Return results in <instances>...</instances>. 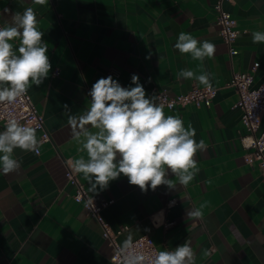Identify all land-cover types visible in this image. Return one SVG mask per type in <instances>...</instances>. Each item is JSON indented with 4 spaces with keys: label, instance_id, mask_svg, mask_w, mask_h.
Listing matches in <instances>:
<instances>
[{
    "label": "crops",
    "instance_id": "0c3cea01",
    "mask_svg": "<svg viewBox=\"0 0 264 264\" xmlns=\"http://www.w3.org/2000/svg\"><path fill=\"white\" fill-rule=\"evenodd\" d=\"M217 1L0 0L3 26L26 8L36 14L51 68L28 92L52 138L40 142L38 155L15 149L17 171L5 175L0 167V264H115L101 226L72 198L74 186L65 176L67 160L87 161L86 134L99 131L81 127L79 117L90 108L92 84L109 75L123 87H134L137 75L148 98L161 89L187 92L193 82L203 87L195 78H177L181 70L208 73L218 88L210 106L164 107L166 115H178L195 129L197 142L205 141L194 157V180L184 187L168 170L174 187L142 191L121 174L103 191L90 192L78 177L94 199L113 200L103 217L113 229L128 226L117 237L122 245L129 236L149 235L158 251L190 242L195 264H264V173L257 161L245 159L253 149L242 144L247 130L235 106L238 93L229 85L234 70L252 71L255 62L253 85L264 84V43L252 38L254 31L264 32V0L223 2L239 31L232 59L216 23ZM180 32L214 43L215 55L197 61L179 53L173 45ZM10 43L18 54L19 37ZM70 116L76 125H69ZM5 130L0 122V132ZM202 204V217L189 216Z\"/></svg>",
    "mask_w": 264,
    "mask_h": 264
},
{
    "label": "clouds",
    "instance_id": "9594fccd",
    "mask_svg": "<svg viewBox=\"0 0 264 264\" xmlns=\"http://www.w3.org/2000/svg\"><path fill=\"white\" fill-rule=\"evenodd\" d=\"M44 5L47 0H34ZM5 11H8L5 9ZM34 10L29 7L23 13L12 15L11 23L0 26V104H12L28 92L31 85L39 86L48 76L51 64L47 46L41 43L43 33L37 28ZM19 37L18 54L13 51V41ZM253 43H264V32L254 31ZM199 45V47H198ZM173 47L181 54H191L193 60L203 61L212 58L216 45L208 40H198L192 34L180 32ZM195 78L205 88H212L210 74L197 75L191 70H181L177 78ZM134 87H123L111 75L96 80L88 95L91 105L85 115L79 117L81 127L88 124L99 129L95 134L87 133L82 150L83 158L69 160L73 172L82 174L89 183L88 190L103 191L109 182L121 174L131 185L142 191L158 186L174 187L168 179L169 171L178 177L180 185L187 187L199 172L194 159L197 151L206 148L205 141L195 140L196 131L178 115H166L164 106L156 98L146 96L137 75L132 76ZM77 118L69 117V125H76ZM79 139L77 135L75 137ZM37 128L9 119L6 130L0 132V167L5 175L17 171L20 163L13 158L19 148L35 154L40 152ZM202 204L189 212V216L202 217ZM123 264H195V254L190 242L175 248L174 251L146 253L134 246L131 236L121 249Z\"/></svg>",
    "mask_w": 264,
    "mask_h": 264
},
{
    "label": "built area",
    "instance_id": "2783aa9c",
    "mask_svg": "<svg viewBox=\"0 0 264 264\" xmlns=\"http://www.w3.org/2000/svg\"><path fill=\"white\" fill-rule=\"evenodd\" d=\"M225 0H218L214 8L217 13L216 23L219 25L220 35L229 47V55L232 59L237 50L234 42L239 34L235 28V19L231 13L223 7ZM230 1V0H228ZM0 26H3L0 22ZM255 62L252 71H233L229 85L235 87L238 93V100L235 106L242 111V122L247 132L241 137L244 147L252 148V152L246 154L247 162L257 161L259 167L264 173V126L259 133V129L264 122V84L253 85V70L258 66ZM217 87L208 89L204 86H198L193 82L192 87L187 92L170 94L166 89L156 91V102L164 107L173 109L177 106L194 104L196 106H210L214 96L217 93ZM15 118L20 123L36 127L40 132V142H50L51 134L46 126L44 114L37 108L29 92L25 96L17 98L12 104L4 102L0 104V122L7 125L9 119ZM66 161L65 176L69 183L73 184L74 192L72 198L80 203L89 215L96 218L102 228V236L106 238L112 248L111 260L115 264H123L122 244L117 237L125 231L128 226H121L118 229L111 228L109 222L103 217V210L113 200L98 201L90 196L80 181L78 174L73 172ZM174 222H169L168 225ZM133 245H138V249L146 253L157 252L158 249L154 240L149 235H142L132 240ZM174 251V250H171Z\"/></svg>",
    "mask_w": 264,
    "mask_h": 264
},
{
    "label": "rangeland",
    "instance_id": "374dc122",
    "mask_svg": "<svg viewBox=\"0 0 264 264\" xmlns=\"http://www.w3.org/2000/svg\"><path fill=\"white\" fill-rule=\"evenodd\" d=\"M263 126H264V122L262 123V125H261V127H260V129H259V133L261 132Z\"/></svg>",
    "mask_w": 264,
    "mask_h": 264
}]
</instances>
